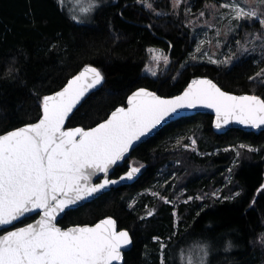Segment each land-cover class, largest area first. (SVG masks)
I'll list each match as a JSON object with an SVG mask.
<instances>
[{
	"label": "trees",
	"instance_id": "trees-1",
	"mask_svg": "<svg viewBox=\"0 0 264 264\" xmlns=\"http://www.w3.org/2000/svg\"><path fill=\"white\" fill-rule=\"evenodd\" d=\"M188 1L183 7L191 9L192 17L205 3L215 4L214 0ZM153 3L155 8H169L168 0ZM242 32L234 33L241 42ZM226 40L219 55L234 54L233 62L217 65L192 60L195 38L182 10L179 16L171 10L155 15L137 0H116L99 8L92 23L78 24L58 0H0V134L35 122L41 115V98L59 90L86 64L100 69L105 79L73 112L67 127H93L117 106H125L127 96L140 87L160 96L176 95L196 75L210 77L226 91L264 98V86L249 81L264 66L263 57L239 56L237 40ZM149 49L163 50L170 59L167 66L156 69V76L144 71L153 55ZM9 67L19 70L14 78L6 75ZM190 135L196 140L194 149L184 147ZM248 146L257 151H248ZM130 167H141L135 181L67 211L58 224L63 228L93 224L112 216L133 238L124 253L125 264H160L159 243L153 237L168 245L166 264H179V249L199 237L213 242L210 264H264V248L256 242L264 232V189L260 188L264 184V130L231 128L217 134L212 116L198 113L170 122L139 144L112 177ZM155 182L160 195L175 201L174 205L149 199L145 192ZM236 192L241 195L235 199H221ZM136 194L139 205L129 207ZM188 196L204 199L185 204ZM152 209L154 214L147 216ZM173 211L179 216L178 224ZM224 239H232L238 247L225 252Z\"/></svg>",
	"mask_w": 264,
	"mask_h": 264
},
{
	"label": "snow or ice",
	"instance_id": "snow-or-ice-1",
	"mask_svg": "<svg viewBox=\"0 0 264 264\" xmlns=\"http://www.w3.org/2000/svg\"><path fill=\"white\" fill-rule=\"evenodd\" d=\"M85 3L86 6H81L82 0H76L80 14L72 15L73 21L83 23L84 17L94 15L103 6V0H85ZM137 3L155 15H167L157 12L153 0H137ZM58 4L63 9L65 0H58ZM171 4L176 12L184 0H171ZM205 9L212 13L227 10L226 13L220 12L219 17H213L228 19L223 33L225 36L235 32L240 22L258 21L260 30L246 33L243 43H236L242 54L255 52L259 46L264 56V0H227L219 5L205 3ZM184 12L187 16L191 9L185 6ZM199 15L204 16L205 12L201 11ZM233 21L237 23L233 24ZM207 27L211 28L212 24H207ZM220 35L221 30L217 28L216 36ZM203 43L211 44V41ZM216 43L219 46L220 40L217 39ZM249 44L251 48L247 46ZM148 51L153 54L152 60L157 67L161 62L165 66L170 63L163 50ZM196 52H201L200 45ZM202 55L208 57L209 63L217 65H230L234 58V54L222 60L214 59L207 52ZM192 58L196 59L195 56ZM18 71L9 67L6 75L13 76ZM146 71L152 76L157 75L152 68H146ZM104 79L100 69L91 64L84 65L60 90L41 98V115L37 122L0 134V231H3L0 235V264H125L124 250L132 245L133 238L127 229L117 230V220L112 216L92 225L77 224L67 228L58 225V217L70 206L101 193L111 185L132 180L143 165L130 167L119 180L110 179L108 174L119 161L125 160L126 154L141 137L178 110L197 107L214 109L217 129L233 122L253 128L264 127V98L223 91L207 77L193 78L179 95L170 98L147 88H138L127 97L126 107H116L107 119L95 127H66L70 114L86 93L101 85ZM249 81L264 86V68L250 76ZM191 143L194 146L196 140L192 139ZM248 151L257 149L248 146ZM240 155L237 151L236 156ZM98 173H103L104 178L99 183H93V177ZM260 188L264 189V184ZM152 195L165 204H175V201L158 192ZM212 195L218 196L216 192ZM240 195L236 192L221 199H235ZM194 199L202 200L204 197L188 196L183 202L187 204ZM154 212L155 209H152L146 215L150 217ZM29 213H37L39 218L23 227L14 226V222H22L21 218ZM173 216L178 224L179 216L175 211ZM8 227L12 230H5ZM176 234L173 232L172 235ZM153 239L160 245V264H166L164 250L168 245L160 237ZM168 239L171 241L172 237ZM256 242L264 248V232L259 234ZM237 247L232 239L223 240L225 252ZM212 251L213 242L199 237L181 247L177 258L179 264H210Z\"/></svg>",
	"mask_w": 264,
	"mask_h": 264
},
{
	"label": "rangeland",
	"instance_id": "rangeland-1",
	"mask_svg": "<svg viewBox=\"0 0 264 264\" xmlns=\"http://www.w3.org/2000/svg\"><path fill=\"white\" fill-rule=\"evenodd\" d=\"M116 0H103V6L105 4H108L110 2H114ZM154 1H159V0H154ZM215 1V4L216 5H219V4H222V3H225L227 2V0H214ZM168 3H169V8L168 7H160V8H156L157 12H164V13H169V11L171 10L172 14L175 15V16H179V14L181 13V10L183 12V15L186 19V25L189 26L190 28V31L192 33V36L195 38V41H194V44H193V50L191 51V58L193 56L196 57V59H198L199 61H207L208 62V57L207 56H203L202 53L203 52H207L208 55L212 56L214 59H218V60H222L226 55H219V51L221 50L222 48V45L228 41L226 40L228 37H230V39H234V40H237V41H241V40H238L237 36L234 34L235 32H230L228 33L227 36H225L223 33L225 31V25H227L229 23L228 19H223V20H220V19H214L213 17L216 16V17H219V14L220 12H227L226 9H220L219 11L215 12V13H212V12H209L208 10H206L205 8L202 9L201 11H204L205 12V15L204 16H200L199 12L196 16L192 17L190 15V13L186 16L185 15V12H184V5L182 4L181 7L176 10V12L173 11L172 9V4H171V0H168ZM184 4H187L189 5V1L188 0H184ZM81 6H86V3H85V0H82V5ZM64 10L66 11V13L71 17L72 15H79V7L77 6L76 4V0H65V7H64ZM93 16L94 15H88L86 17H84V22L83 23H78V24H89V23H92L93 22ZM77 23V22H76ZM237 23L236 21H233V24ZM207 24H212V27L209 28L207 27ZM219 28L221 30V35L220 37H217L216 36V29ZM261 28L260 24L258 23V21H252V22H249V21H245V22H240V27L238 29H242V33H243V40L245 38V34L246 33H254V32H257L259 31ZM217 39L220 40V44L219 46H217ZM202 41H211V44H208V43H203L201 44ZM236 41V42H237ZM243 43V42H242ZM200 45L201 47V52L198 53L196 52V48L197 46ZM249 48L252 47L251 44L247 45ZM157 50V49H156ZM244 55H255L256 57H263L264 59V56L261 55V49L259 46L256 47V51L255 52H247V53H243ZM238 55L242 56V53L240 50H238ZM192 60H195L192 58ZM261 60V59H260ZM160 64H162L161 67H157L156 63L152 60L151 58V62L149 65H147L145 68H144V71L148 74H150V72L146 71V68H152L153 70L156 71V69H160L163 67V62H161ZM159 64V66H160ZM264 68V66L262 67ZM190 142L189 143H186L185 145H188L187 148L189 149H194L195 145L193 146L191 141L192 139H195L194 136L190 135ZM184 145V147H185ZM241 146V145H240ZM224 150L227 149V147H224L223 148ZM238 151V148L234 147V151L233 152H237ZM229 170V167L227 168V172ZM155 186L153 187H150L146 192L145 194L148 195L149 199L151 201L153 200H156L158 199L159 197H154L152 195V193L154 192H158V189L159 186H158V183L155 182L154 183ZM213 192H211L212 194ZM218 193V192H216ZM139 194H136L134 195L130 202H129V205H132L133 206H136V205H139ZM148 200L147 202L144 204L145 208L147 207L148 205ZM159 254H160V245H159Z\"/></svg>",
	"mask_w": 264,
	"mask_h": 264
},
{
	"label": "water",
	"instance_id": "water-1",
	"mask_svg": "<svg viewBox=\"0 0 264 264\" xmlns=\"http://www.w3.org/2000/svg\"><path fill=\"white\" fill-rule=\"evenodd\" d=\"M93 66V65H92ZM84 67V66H83ZM83 67H81L74 75H76V74H78L79 73V71L83 68ZM95 67V66H94ZM73 75V76H74ZM72 77V76H71ZM71 77H69L68 79H70ZM195 77H207L208 79H211L210 77H208V76H203V75H196V76H193V77H191L190 78V80L188 81V83L193 79V78H195ZM67 79V80H68ZM214 83H216L213 79H211ZM67 83V81L65 82V84ZM188 83H187V85H186V87L188 86ZM64 84V85H65ZM102 84H103V82H102ZM102 84L101 85H98L95 89H91L88 93H86V95H85V97L82 99V101H81V103L77 106V108L83 103V101L91 94V93H93L94 91H96V90H98L101 86H102ZM217 84V83H216ZM63 85V86H64ZM218 85V84H217ZM62 86V87H63ZM219 86V85H218ZM61 87V88H62ZM185 87V88H186ZM220 87V86H219ZM60 88V89H61ZM141 88V87H140ZM143 88H145V87H143ZM184 88V89H185ZM221 88V87H220ZM59 89V90H60ZM138 89V88H137ZM148 89V88H147ZM183 89V90H184ZM222 89V88H221ZM136 90V89H135ZM134 90V91H135ZM150 90V89H149ZM182 90V91H183ZM223 91H226V90H224V89H222ZM56 91H58V90H56ZM150 91H152V90H150ZM181 91V92H182ZM133 92V91H132ZM131 92V93H132ZM180 92V93H181ZM226 92H230V91H226ZM53 93V92H52ZM52 93H49V94H46V95H50V94H52ZM131 93L129 94V95H131ZM180 93H178V94H176V95H179ZM230 93H232V94H235V95H241V94H245V93H247V94H251V93H249V92H242V93H235V92H230ZM128 95V96H129ZM176 95H173V96H176ZM127 96V97H128ZM162 97H165V98H170V97H172V96H162ZM127 106V99H126V105H125V107ZM117 107H119V106H117ZM76 108V109H77ZM76 109H74L73 110V112L76 110ZM115 110V108L112 110V111H114ZM111 111V112H112ZM111 112L108 114V116L111 114ZM198 113H202V114H208V115H210V116H212V129L214 130V132L215 133H217V134H224L226 131H228L229 129H231V128H235V129H239V130H242V131H246V132H254V133H258V132H260V131H262V130H264V127H261V128H253V127H248V126H244V125H241V124H239V123H235V122H233V123H230L229 125H226V126H224V127H222V128H220V129H217L216 127H215V111H214V109H209V108H206V107H197V108H193V109H188V108H185V109H181V110H178L176 113H173L170 117H168V118H166L164 121H162L159 125H157L156 126V128L155 129H153L152 130V132H150L149 134H147L146 136H144V137H141V139L139 140V141H137L134 145H133V147L129 150V153L128 154H126V158H125V160H123V161H119L118 163H117V165H115V166H113V168L110 170V172H109V178L110 179H115V180H119V177L120 176H122V175H124V173L122 174V175H120L119 177H112V173H113V171H114V169L118 166V165H120V164H122L123 162H125L128 158H129V156H130V154H131V152L139 145V144H141L142 142H144V141H146L148 138H150L151 136H153V135H155L162 127H164L165 125H167V124H169L170 122H173V121H175V120H178V119H180V118H184V117H188V116H192V115H195V114H198ZM73 114V113H72ZM72 114H70V117H71V115ZM108 116L105 118V119H107L108 118ZM40 117V116H39ZM39 119V118H38ZM38 119L35 121V122H37L38 121ZM104 119V120H105ZM103 121V120H102ZM101 121V122H102ZM35 122H32V123H35ZM100 123V122H99ZM96 126V124L93 126V127H95ZM21 127V126H20ZM66 127H67V121H66ZM73 127H77V126H73ZM128 171V170H127ZM126 171V172H127ZM138 175H139V173L132 179V180H124V181H120L119 183H117V184H115V185H111V186H109L108 188H106V189H104V190H102V192L101 193H99V194H96V195H94V196H92V197H89L88 199H86V200H84V201H81V202H79V203H77L76 205H73V206H70L69 207V209H66L65 210V212L64 213H62L59 217H58V220H57V223L59 222V220L64 216V214L67 212V211H69V210H72V209H76V208H78V207H81V206H83V205H85V204H87V203H89V202H91V201H93V200H95V199H97V198H99L100 196H102V195H104V194H106L107 192H109L111 189H116V188H119V187H121V186H123V185H128V184H130V183H132L133 181H135L136 180V178L138 177ZM104 178V174L103 173H98L97 174V176L96 177H93V183H99L102 179ZM35 214H37V213H29V214H26V217H30V216H32V215H35ZM26 217H24V218H26ZM24 218H21V220L22 219H24ZM39 218V215L33 220V221H31V222H29V223H33L35 220H37ZM105 218V217H104ZM101 219H103V218H101ZM100 220V219H99ZM98 220V221H99ZM98 221H96V222H98ZM95 222V223H96ZM16 223H18V222H14V225L16 224ZM29 223H27V224H29ZM95 223H93V224H95ZM26 225V224H25ZM59 225V224H58ZM89 225H92V224H89ZM24 226V225H23ZM23 226H18V227H23ZM60 226V225H59ZM71 226H74V225H71ZM71 226H68V227H71ZM61 227V226H60ZM9 228V227H8ZM8 228H6V229H8ZM65 228H67V227H65ZM5 229V230H6ZM121 229H123V228H119L118 226H117V230H121ZM10 230H12V229H10ZM9 230V231H10ZM3 234V231H0V235H2ZM132 246V245H131ZM131 246H129V248L128 249H126V250H124V253L126 252V251H128L130 248H131Z\"/></svg>",
	"mask_w": 264,
	"mask_h": 264
},
{
	"label": "flooded vegetation",
	"instance_id": "flooded-vegetation-1",
	"mask_svg": "<svg viewBox=\"0 0 264 264\" xmlns=\"http://www.w3.org/2000/svg\"><path fill=\"white\" fill-rule=\"evenodd\" d=\"M131 155V154H130ZM130 157V156H129ZM129 159V158H128ZM127 159V160H128ZM38 216V214H35V215H32V216H30V217H26V218H24V219H22L21 221H23V223H21V222H18V223H16L14 226L15 227H18V226H23V225H25V224H27V223H29V222H31V221H33L36 217ZM26 219H28V221L27 222H25L24 223V220H26ZM21 223V224H20ZM10 229H12L11 227H9L8 229H6V230H10Z\"/></svg>",
	"mask_w": 264,
	"mask_h": 264
}]
</instances>
